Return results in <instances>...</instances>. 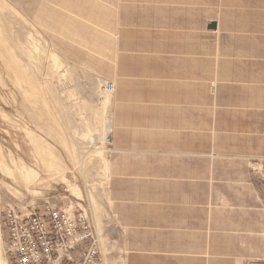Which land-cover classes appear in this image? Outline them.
<instances>
[{"label": "crops", "instance_id": "1", "mask_svg": "<svg viewBox=\"0 0 264 264\" xmlns=\"http://www.w3.org/2000/svg\"><path fill=\"white\" fill-rule=\"evenodd\" d=\"M156 2L155 24L110 31L108 73L93 71L114 87L106 197L125 264H212L198 184L207 198L224 167L264 158V0Z\"/></svg>", "mask_w": 264, "mask_h": 264}, {"label": "rangeland", "instance_id": "2", "mask_svg": "<svg viewBox=\"0 0 264 264\" xmlns=\"http://www.w3.org/2000/svg\"><path fill=\"white\" fill-rule=\"evenodd\" d=\"M156 1L0 0V264H9L3 207L62 201L90 215L104 264H125V231L106 197L112 92L104 87L112 83L93 71L108 73L110 31L155 24ZM195 1L212 2L213 12L220 3ZM38 152L51 153L54 173ZM224 168L207 198L198 184V246L207 223L212 264H264V158ZM27 170L29 188L21 180Z\"/></svg>", "mask_w": 264, "mask_h": 264}, {"label": "built area", "instance_id": "3", "mask_svg": "<svg viewBox=\"0 0 264 264\" xmlns=\"http://www.w3.org/2000/svg\"><path fill=\"white\" fill-rule=\"evenodd\" d=\"M105 90L112 92V84ZM3 254L9 264H104L101 243L86 210L71 203L41 208L6 204L1 210Z\"/></svg>", "mask_w": 264, "mask_h": 264}, {"label": "bare ground", "instance_id": "4", "mask_svg": "<svg viewBox=\"0 0 264 264\" xmlns=\"http://www.w3.org/2000/svg\"><path fill=\"white\" fill-rule=\"evenodd\" d=\"M108 93H111L109 91H107ZM106 131H107V127H106ZM106 134V133H105ZM104 134V135H105ZM103 135V136H104ZM104 141V140H103ZM100 142V141H99ZM40 153V159L42 161V164L44 165V169L45 172H47L48 174L54 173L55 169L54 166L50 163V157H51V153H46V152H38ZM43 167V166H42ZM7 169H5V172L7 173L6 175L12 176L10 172L6 171ZM13 170V169H12ZM11 170V171H12ZM3 171V170H2ZM20 172V171H19ZM4 173V172H3ZM23 173V172H22ZM5 174V173H4ZM7 177V178H9ZM32 178V174H30V172L27 170L25 171L22 175H21V180L23 181V183L29 188L30 183H31V179ZM64 183H66V181H63ZM23 186V185H22Z\"/></svg>", "mask_w": 264, "mask_h": 264}, {"label": "water", "instance_id": "5", "mask_svg": "<svg viewBox=\"0 0 264 264\" xmlns=\"http://www.w3.org/2000/svg\"><path fill=\"white\" fill-rule=\"evenodd\" d=\"M208 26H209L210 29H212V30L215 29V24H214V23H210V24H208ZM110 141H111V136H110L109 134H107V136H106V142H107V143H110Z\"/></svg>", "mask_w": 264, "mask_h": 264}]
</instances>
